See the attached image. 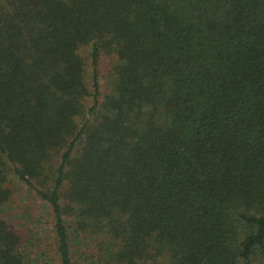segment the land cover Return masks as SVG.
<instances>
[{
  "label": "trees",
  "instance_id": "16d2710c",
  "mask_svg": "<svg viewBox=\"0 0 264 264\" xmlns=\"http://www.w3.org/2000/svg\"><path fill=\"white\" fill-rule=\"evenodd\" d=\"M11 176L58 264L67 219L90 264H264V0H0V264H28Z\"/></svg>",
  "mask_w": 264,
  "mask_h": 264
},
{
  "label": "rangeland",
  "instance_id": "374dc122",
  "mask_svg": "<svg viewBox=\"0 0 264 264\" xmlns=\"http://www.w3.org/2000/svg\"><path fill=\"white\" fill-rule=\"evenodd\" d=\"M83 61V74L84 80L90 88L91 82V67L90 59L88 57L89 46L87 43L81 44L77 48ZM113 57L100 54L97 62V79L99 87V98L105 92L110 91L112 85V77L109 71ZM87 103H89V98ZM12 178V176L10 177ZM9 185L12 187L11 198L3 203V209L1 215L9 220L13 221L14 226L20 231L31 230L34 237L40 243L38 248L32 245H27L25 252L28 253V264H43L44 257L50 260V264L58 262L55 259L53 249L47 246L46 240L50 239V233H48L51 227V216L49 213V207L46 201L39 199L33 193L21 184L18 179H10ZM67 230L69 233L70 242V254L75 264H90V261L99 259L100 254H95L98 246L95 243H90L87 236L78 234L71 222L67 219ZM45 245V246H43ZM93 254V255H92ZM43 257V258H41ZM91 261V262H92Z\"/></svg>",
  "mask_w": 264,
  "mask_h": 264
}]
</instances>
